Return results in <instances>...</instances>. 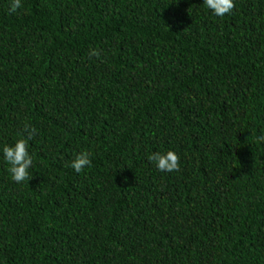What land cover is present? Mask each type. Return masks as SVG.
I'll return each mask as SVG.
<instances>
[{
  "label": "trees",
  "instance_id": "obj_1",
  "mask_svg": "<svg viewBox=\"0 0 264 264\" xmlns=\"http://www.w3.org/2000/svg\"><path fill=\"white\" fill-rule=\"evenodd\" d=\"M8 3L0 264H264V0L224 17L203 0ZM26 124L18 184L2 149ZM168 150L179 172L148 160Z\"/></svg>",
  "mask_w": 264,
  "mask_h": 264
},
{
  "label": "clouds",
  "instance_id": "obj_2",
  "mask_svg": "<svg viewBox=\"0 0 264 264\" xmlns=\"http://www.w3.org/2000/svg\"><path fill=\"white\" fill-rule=\"evenodd\" d=\"M204 5L217 17H224L230 14L235 8L234 0H203ZM24 7L22 0H9L8 13L16 14ZM102 50L92 49L89 57L99 58ZM34 126L26 124L22 129L20 138L13 145H5L2 149L3 159L8 164V172L11 179L18 184L30 181L32 175L29 169L33 165V158L29 153V141L36 134ZM258 142H264V135L257 137ZM148 160L155 164L157 170L172 173L180 171V156L173 150L164 153L153 152ZM76 173H80L91 166V153L81 151L70 164Z\"/></svg>",
  "mask_w": 264,
  "mask_h": 264
}]
</instances>
